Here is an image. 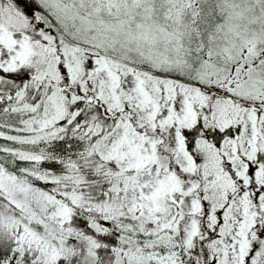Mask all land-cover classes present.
Masks as SVG:
<instances>
[{
    "label": "snow or ice",
    "instance_id": "obj_1",
    "mask_svg": "<svg viewBox=\"0 0 264 264\" xmlns=\"http://www.w3.org/2000/svg\"><path fill=\"white\" fill-rule=\"evenodd\" d=\"M0 264H264V0H0Z\"/></svg>",
    "mask_w": 264,
    "mask_h": 264
}]
</instances>
